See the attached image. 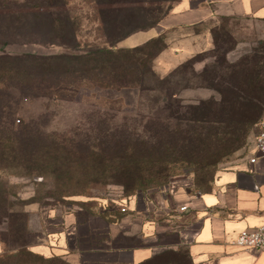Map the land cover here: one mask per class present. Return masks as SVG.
Here are the masks:
<instances>
[{"label": "rangeland", "instance_id": "rangeland-1", "mask_svg": "<svg viewBox=\"0 0 264 264\" xmlns=\"http://www.w3.org/2000/svg\"><path fill=\"white\" fill-rule=\"evenodd\" d=\"M176 1L167 0L159 7L162 17ZM69 2L63 12L80 25L83 47L95 48L98 33L88 21L91 6L84 5V0ZM150 34H138L131 41ZM161 47L165 48L159 52ZM2 51L10 55L61 53L58 48L21 45L0 48ZM198 54L207 61L208 67L214 61L213 56L226 57L229 63H239L248 56L264 61V22L248 17L216 16L197 28L170 29L163 32L159 40L138 51L125 52L121 63L126 73L121 68L117 74L110 70L89 72L79 81L75 74L69 73L70 85L66 91L47 90L35 78L21 80L16 73L5 79L0 86V138L10 135L7 128L13 132L28 128L30 139L39 150L40 161L44 160L43 153L49 155L38 164L45 175H0V200L8 196L10 202L25 201L29 204L24 209L29 219L30 203L78 210L79 203L68 202L122 201L181 188L189 194L210 191L220 169L256 151L257 124L264 116V101L255 104L245 115L233 111L237 114L228 119L222 114L212 116L210 113V126L194 125L184 122L194 114L199 116L187 106L198 104L195 100L202 98L204 92H198V88L186 89L180 93L183 122L179 123V133L182 137L187 135L184 139H191L194 144H185L176 150L168 148L164 139L152 138L158 134L155 124L158 117L165 123L164 115H167L163 112L164 104H155L161 93L150 91L153 84L170 75L169 69L176 65L178 56ZM135 59L143 60V71L153 72L155 82L145 88L112 85L111 82L116 81L113 79L123 73L130 79L138 78L142 69L137 70ZM116 67L114 64V69ZM216 67L223 75L229 71L225 64ZM248 113L259 116L255 124H251ZM166 123L172 128L178 125L172 120ZM2 147L10 150L8 144ZM58 169L60 174H52ZM3 217L4 212L0 210V232L7 225ZM37 237L30 232L28 243L36 241ZM23 259L25 264H66L60 259L47 261L29 255Z\"/></svg>", "mask_w": 264, "mask_h": 264}, {"label": "crops", "instance_id": "crops-1", "mask_svg": "<svg viewBox=\"0 0 264 264\" xmlns=\"http://www.w3.org/2000/svg\"><path fill=\"white\" fill-rule=\"evenodd\" d=\"M216 16L264 22V0H178L157 27L116 48L135 49L165 31L197 28ZM141 33L151 34L131 41ZM200 55L178 56L170 74ZM207 65L202 60L195 70ZM197 91L204 92L198 102L216 97L210 89ZM255 155L220 169L212 189L201 194L181 188L122 201L68 202L79 203L78 210L32 204L29 229L38 237L28 249L67 264H264V253L233 244L240 233L264 225V157L252 161ZM5 252L0 243V255Z\"/></svg>", "mask_w": 264, "mask_h": 264}, {"label": "trees", "instance_id": "trees-1", "mask_svg": "<svg viewBox=\"0 0 264 264\" xmlns=\"http://www.w3.org/2000/svg\"><path fill=\"white\" fill-rule=\"evenodd\" d=\"M165 1L167 0H84V5L91 6L89 24H93L92 29L98 33L94 40L95 48L90 45L83 47L79 34L80 25L76 19L63 12V9L70 5L69 0L0 2L1 49L21 45L58 48L61 52L53 56L33 53L10 55L4 51L0 52V86L5 83V79L16 73V77L21 80L35 78L46 86L47 90L66 91L70 85L67 79L69 73L75 74L77 81L82 80L81 78L89 72L110 70L112 74H117L121 68L126 73L127 69L124 63H121L122 55L125 52H136L143 46L159 40L160 37L135 49H117V44L136 33L157 27L166 16L162 17L158 10ZM164 48L161 47L159 52ZM212 58L214 61L211 66L207 65L202 72H197L195 65L204 59L201 56L193 58L167 78L159 79L158 83L156 81L153 84L154 88L150 90L161 93V98H158L155 104H164L163 112L167 114L164 115L165 123L158 117V121L155 122L158 134L152 138L164 139L165 145H169L168 148L177 150L178 147L185 144L190 146L193 142L191 139H184L188 137L187 135L182 137L180 135L182 133H179V123L183 122L180 118L183 104L180 93L186 89L206 88L216 95L208 100H201L198 104L187 106L189 111H194L199 116L195 117L194 114L193 118L188 120L185 118L184 122L194 125L210 126V113L212 116L222 114L228 119L237 113L245 115L255 104L264 101V61H257L249 56L239 63H229L226 57ZM134 61L137 70L142 69L139 75L137 74L138 78L130 79L123 73L119 74L121 77H115L113 80L116 81H112L111 84L120 88H129L131 85L145 88L155 82L156 76L153 72L143 71L145 67L143 60ZM114 64L118 68L114 69ZM219 64L227 66L229 70L227 74L223 75V72L217 70L216 66ZM248 117L251 124H255L259 118L258 115L251 116L249 113ZM170 120L176 121L178 125L172 128L170 123H166ZM6 130L10 135L7 138H0V175L4 173L9 176L25 177L45 175L38 164L44 162L49 154L43 153L41 156L44 160L40 161L39 150L30 139L28 128H21L15 132L9 128ZM6 144L10 150L2 149ZM55 173L60 174L59 169L52 174ZM28 205L19 199L10 202L8 196L0 200V210L4 212L3 219L7 224L4 231L0 232V243L6 248V252L0 255V264H25L23 259L25 255L50 260L37 256L28 249L29 219L24 210Z\"/></svg>", "mask_w": 264, "mask_h": 264}, {"label": "built area", "instance_id": "built-area-1", "mask_svg": "<svg viewBox=\"0 0 264 264\" xmlns=\"http://www.w3.org/2000/svg\"><path fill=\"white\" fill-rule=\"evenodd\" d=\"M257 129V155L253 157L252 161H255L259 156L264 157V116L258 122ZM181 211H186V208H181ZM233 244L245 251L264 253V225L260 228L247 230L240 233Z\"/></svg>", "mask_w": 264, "mask_h": 264}]
</instances>
